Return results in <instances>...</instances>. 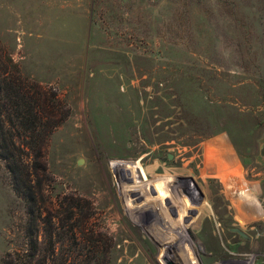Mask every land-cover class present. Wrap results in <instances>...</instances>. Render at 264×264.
Listing matches in <instances>:
<instances>
[{"label": "rangeland", "instance_id": "1", "mask_svg": "<svg viewBox=\"0 0 264 264\" xmlns=\"http://www.w3.org/2000/svg\"><path fill=\"white\" fill-rule=\"evenodd\" d=\"M7 57L61 121L33 202L0 158V261L32 207L66 264H264V0H0Z\"/></svg>", "mask_w": 264, "mask_h": 264}, {"label": "trees", "instance_id": "2", "mask_svg": "<svg viewBox=\"0 0 264 264\" xmlns=\"http://www.w3.org/2000/svg\"><path fill=\"white\" fill-rule=\"evenodd\" d=\"M47 98L53 105L59 104L57 94H49L38 83L22 76L7 57L4 68L0 69V158L12 175L14 191L26 202H33L35 197L27 176L30 167L24 158L43 154L50 134L61 121L43 105ZM26 214L27 248L23 253H7L0 264H66L56 260L52 247L47 254L41 246L38 234L39 222H44L42 214L32 207L27 208Z\"/></svg>", "mask_w": 264, "mask_h": 264}, {"label": "water", "instance_id": "3", "mask_svg": "<svg viewBox=\"0 0 264 264\" xmlns=\"http://www.w3.org/2000/svg\"><path fill=\"white\" fill-rule=\"evenodd\" d=\"M234 232H237L239 235H241L243 238L248 239L249 237L241 230L240 228H232L231 229Z\"/></svg>", "mask_w": 264, "mask_h": 264}, {"label": "bare ground", "instance_id": "4", "mask_svg": "<svg viewBox=\"0 0 264 264\" xmlns=\"http://www.w3.org/2000/svg\"><path fill=\"white\" fill-rule=\"evenodd\" d=\"M116 164V163H115ZM135 173V172H134ZM130 174V173H129ZM137 174V173H136ZM132 176H133V174H132ZM145 180V179H144ZM149 189V188H148ZM152 190V189H151ZM138 192V191H137ZM136 193V192H135ZM130 194V193H129ZM131 195H132V193H131ZM138 195V194H137ZM127 196H129L128 194H127ZM141 198V197H140Z\"/></svg>", "mask_w": 264, "mask_h": 264}]
</instances>
